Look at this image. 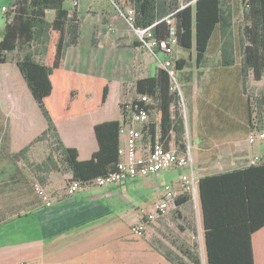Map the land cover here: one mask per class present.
<instances>
[{
  "label": "crops",
  "instance_id": "obj_1",
  "mask_svg": "<svg viewBox=\"0 0 264 264\" xmlns=\"http://www.w3.org/2000/svg\"><path fill=\"white\" fill-rule=\"evenodd\" d=\"M240 5L244 9L241 2ZM102 18L104 25L118 26L115 36L108 28L99 31V37L105 43L98 49L112 54L128 34L119 28L123 24L120 17ZM79 44L80 40L66 51L64 68L68 71L80 73L67 68V59H82L84 53L92 51L86 47L78 56H67L68 50ZM105 44L111 46L106 47ZM131 46L136 50H147L136 37ZM147 51L153 59L147 58L145 63L139 61L135 73H129L140 72L144 64L149 67V75L144 78L157 73L160 63L154 71V58L159 59L158 54L162 52L157 51L154 55L153 51ZM180 51L195 53V62L193 68L188 63L177 73L181 100L177 106L181 103L184 106L180 117L184 121L185 137L177 142L173 135L169 149L190 153L197 182V200L192 197L179 208L175 205L167 216L148 224L146 235L148 227L154 223V246L145 238L133 235L131 227L142 220V210H154L165 185L179 189L181 177L191 168L167 170L157 176L138 178L118 186L90 187L73 196L67 194L68 183L73 177L69 169L66 172H39L40 182L31 165L42 163L51 154V134L32 145L25 157L16 155L48 130V121L17 68V58L11 61L8 57L7 63L0 64V264H174L168 255L182 256L180 250L183 245L177 246L168 240L170 215L177 209L182 219H189L185 212L191 211L193 201L195 208H199L203 223L200 178L264 162V140L255 144L248 141V100H257L264 95V78L256 81L252 73L243 77L240 51L237 49L233 66H224L221 46L214 50L211 46L200 63L197 62L195 48ZM230 59L228 56L227 60ZM131 60L132 57L127 59L126 64L131 65ZM102 62L114 72L122 68L115 57L105 58ZM11 64L16 68L14 77L8 72ZM90 64L93 68L94 64L89 63L88 66ZM188 72L192 74L190 81L184 78ZM129 73L122 71V80L128 79ZM85 75L110 81L106 103L94 113L56 123L59 138L66 147L78 150L81 161L91 159L100 149L96 125L113 120L121 122L123 117L120 99H111L112 80L97 73ZM154 124L158 140L161 131L156 113ZM124 143L125 136H121L120 146ZM168 172L180 176L168 183L164 178ZM36 183H40L52 196V206H45L37 196L33 187ZM203 237L205 243L204 223ZM252 245L255 264H264V227L253 235Z\"/></svg>",
  "mask_w": 264,
  "mask_h": 264
},
{
  "label": "trees",
  "instance_id": "obj_2",
  "mask_svg": "<svg viewBox=\"0 0 264 264\" xmlns=\"http://www.w3.org/2000/svg\"><path fill=\"white\" fill-rule=\"evenodd\" d=\"M129 1L136 10L135 28L155 25L157 40L170 38L172 26L164 19L177 11L179 0ZM239 1L244 8L243 19L236 29L234 21L242 9ZM48 12L53 13L51 20L47 18ZM5 18V25L0 29V64L7 63L10 54H20L17 68L49 124L45 133L16 156L25 157L32 145L51 134V154L42 163L31 165L37 175L61 171L65 166L73 174L70 181L89 182L115 171L120 162L119 120L96 125L100 149L86 161L79 160L77 149L64 145L56 130L58 122L96 112L106 103L110 92V81L64 68L67 49L80 40V18L66 7L65 0H14ZM172 19L178 47L185 51L195 48L198 63L211 46L213 50L221 46L224 66H233L237 49L243 77L252 73L256 81L264 78V0H195ZM187 64L186 59L175 58L171 70L177 77L178 71ZM171 83L169 71L160 68L154 76L139 79L135 84L138 95L148 96L156 103L159 140L168 149L173 135L178 142L185 134L183 119L173 111L180 94L171 90ZM248 110L249 131L264 130V95L248 100ZM149 129L154 142L156 124L152 122ZM38 180L42 182L39 175ZM199 196L208 264H255L252 237L264 227V162L200 178ZM191 199L179 197L176 208ZM180 252L182 256L168 255V258L174 264H188L184 258L190 264H200L198 255L190 249L182 248Z\"/></svg>",
  "mask_w": 264,
  "mask_h": 264
},
{
  "label": "built area",
  "instance_id": "obj_3",
  "mask_svg": "<svg viewBox=\"0 0 264 264\" xmlns=\"http://www.w3.org/2000/svg\"><path fill=\"white\" fill-rule=\"evenodd\" d=\"M110 2L114 5L120 17L130 26L136 40L145 49L153 51L154 55L157 51H161L165 55L166 59L160 62V68L169 71L172 77L171 90L179 91L176 74L171 70L173 60L177 58L176 53L180 50L175 37V25L172 18L178 11L192 5L195 0L188 3L179 0L180 5L177 11L164 19L172 26L171 36L167 41L157 40L153 31L155 25L146 29L134 27L136 10L129 0H110ZM6 11L7 9L3 8V12ZM155 106L156 103L145 95H138L135 100L126 103L120 129V135L125 136V143L120 146V162L116 170L89 182L72 180L67 186V194L73 196L77 192L90 187L118 186L138 178L157 176L167 170L178 171L191 168L188 174L181 177L179 189H176L173 185H165L163 194L154 204V210L151 212L141 211L142 220L131 227V233L140 238H145L148 224L169 214L172 208L175 207L176 200L179 197L189 195L197 198V182L190 153L168 149L164 142L159 139L152 141L149 127L152 124V116L156 113ZM259 140H264V130L252 129L248 137L249 143L255 144ZM33 187L44 205L47 207L52 206V196L48 191L40 183L34 184Z\"/></svg>",
  "mask_w": 264,
  "mask_h": 264
},
{
  "label": "rangeland",
  "instance_id": "obj_4",
  "mask_svg": "<svg viewBox=\"0 0 264 264\" xmlns=\"http://www.w3.org/2000/svg\"><path fill=\"white\" fill-rule=\"evenodd\" d=\"M13 1L14 0H0V29L5 25L6 19V12H3V8L8 7L7 9H10ZM65 3L67 8L73 10L77 14V16L81 18V29L83 27L80 37V44L77 47L70 48L68 50L67 56L70 55V57L73 58L74 56L80 55V52H84L86 47L92 49L90 53H84L82 55V59H78V57L74 58L73 61L67 59V68L75 69V71L80 73H97L98 75H105L110 78L113 82L111 99L119 98L121 101V106L136 99V81L149 75V67L146 64L141 67V69L139 70L140 72L133 74L135 73V69L137 68L136 64L139 61H143L145 63V60L147 58L153 59L152 54L150 55V52L147 50L133 49V47L131 46L135 40L133 31L126 23V21L122 17H120L110 0H65ZM52 17L53 13L48 12V20H51ZM102 17H120L123 24L119 28L122 31H126V33L128 34L127 38L118 43V49L112 54L98 49V47L104 45L105 43V40L99 37V31L108 28L110 30V34L112 36H115L118 26L116 24L112 26L104 25V23L102 22ZM242 19L243 9H241L240 15L234 21L236 29H238L242 25ZM105 46L110 47L111 45L105 44ZM180 50L176 53V55L178 57H183L184 59H186L189 63V66H192L191 68H193V64L195 62V53H193L192 51L184 53ZM19 56V53L10 54L9 59L13 61L16 58H19ZM109 57H115L116 59H119V63L122 64V68H120L119 70L120 73H122V71L128 73L129 71L133 72L128 74L130 76L128 79L122 80V75L118 71L114 72V70L112 71L109 69V66H105L103 64L102 60ZM131 57V61L133 63L131 65L126 64L127 59ZM158 57L159 59L154 58V71L157 68V64L166 59L163 53H159ZM38 59H42V57L38 56ZM89 63L94 64L93 68L91 64L90 66H88ZM8 68L9 74L14 77L16 68L13 64L8 65ZM184 78L188 81L192 80L191 72L186 73ZM182 106L183 105L181 103L179 107L177 106V109L175 111L179 116H183L184 106ZM152 122H154V114L152 116ZM183 137H185V134L183 135ZM62 171L66 172L65 166H62ZM172 173L173 172H168L164 177L168 183L169 181L180 176V174L175 175L174 173ZM176 174H178V172ZM186 174L187 173H185V175ZM195 199L197 200V198ZM191 207L192 208L190 212H185V217H189V219H182L181 214H179L176 210L172 211V215H170L171 225L168 226L169 230L167 231V237L168 240L176 243L177 246L183 245V248L190 249L192 253L198 255L200 264H208L203 237V223L200 218L198 210L199 208H195L193 201H191ZM145 239L154 246V223H152L148 227V233ZM184 260L186 263L190 264V260L188 258H184Z\"/></svg>",
  "mask_w": 264,
  "mask_h": 264
}]
</instances>
